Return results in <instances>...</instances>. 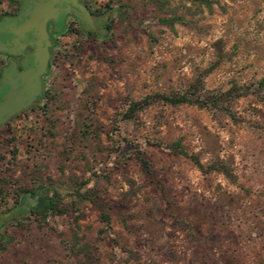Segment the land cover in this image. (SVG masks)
I'll list each match as a JSON object with an SVG mask.
<instances>
[{"label":"rangeland","instance_id":"374dc122","mask_svg":"<svg viewBox=\"0 0 264 264\" xmlns=\"http://www.w3.org/2000/svg\"><path fill=\"white\" fill-rule=\"evenodd\" d=\"M162 1L174 13L149 0H101L106 35L76 50L63 41L43 109L0 130V197L32 205L48 196L68 208L28 219L0 264H264V104L236 101V121L160 104L118 121L129 99L186 89L214 63L219 42L224 60L206 90L262 78L264 0ZM173 16L182 20L172 28L158 21ZM175 142L203 165L223 161L236 183L203 176L167 148ZM81 182L95 203L74 197ZM73 230L97 248L92 261L71 253Z\"/></svg>","mask_w":264,"mask_h":264},{"label":"flooded vegetation","instance_id":"af4514ba","mask_svg":"<svg viewBox=\"0 0 264 264\" xmlns=\"http://www.w3.org/2000/svg\"><path fill=\"white\" fill-rule=\"evenodd\" d=\"M105 6L101 0H0V102L8 93L31 100L30 105L1 124L0 130L11 127L13 122L34 121L25 114L43 109L48 80L58 65L63 41L72 42L74 47L70 49L76 50L79 45L104 37L110 20ZM29 24L31 29L25 30ZM41 24L46 33L42 48L47 55L40 73L35 54L39 41L36 27ZM90 27L93 29L87 30ZM27 85L28 91L24 92ZM14 142L19 144L17 140L11 141ZM26 194L33 199V193ZM26 200L23 196L0 197V262L15 236L22 235L24 223L39 214L40 199L36 198L32 205Z\"/></svg>","mask_w":264,"mask_h":264},{"label":"trees","instance_id":"16d2710c","mask_svg":"<svg viewBox=\"0 0 264 264\" xmlns=\"http://www.w3.org/2000/svg\"><path fill=\"white\" fill-rule=\"evenodd\" d=\"M151 5L156 7L159 11H165V2L162 0H149ZM192 4L205 5L210 7L211 2L209 0H186ZM188 10V9H187ZM165 12H173L174 10H166ZM128 17L126 11L119 13V21L122 22ZM182 17L173 16V18H161L159 23L172 28L173 25L177 22H180ZM110 28V26H109ZM224 60V55L220 42L216 44V60L214 63L207 69L199 71L196 75L194 81L182 91H170L168 93H154L144 97L140 101L127 100L125 103L124 112L119 114V122L131 121L137 116L138 113L145 111L149 107L160 104L163 106H168L172 108L180 106H190L196 107L199 110H206L212 113H222L232 121H236V116L233 111V104L243 98L253 97L256 101L264 104V76L257 81L250 82L244 85H238L233 83L231 87L226 91H208L204 87V79L210 74L214 69H216L221 62ZM50 101L54 102L55 97L51 96ZM85 130H82L80 133L82 136L88 134V129L90 126L83 125ZM168 149L174 155L182 156L188 159L192 165L203 175L207 176L212 173L221 174L225 177L226 180L231 184L236 183V178L232 173V170L227 166L223 161L216 160L210 162L207 165H203L199 157L196 154L189 153L179 142H175L171 145H168ZM121 148H117L115 154L121 155L122 158L124 154H120ZM137 159L143 169H148V162L139 152L135 153ZM119 157V158H120ZM86 185L80 183L77 188H73L74 197H77L79 200H85L90 203H95V195L90 192L83 193L82 187ZM26 194L27 192L24 191ZM32 194L33 192L30 191ZM67 206H62L58 201H54L51 197L45 196L39 201L38 213L40 215H60L67 211ZM106 220V216H103ZM105 223H108L107 221ZM76 225V221H75ZM72 244L70 251L75 256H81L86 261L93 260V254L97 251L96 247H92L90 244L84 243L80 244L81 238L78 236L77 230H73L72 234ZM82 264V263H80Z\"/></svg>","mask_w":264,"mask_h":264},{"label":"water","instance_id":"95a60500","mask_svg":"<svg viewBox=\"0 0 264 264\" xmlns=\"http://www.w3.org/2000/svg\"><path fill=\"white\" fill-rule=\"evenodd\" d=\"M31 24L27 25L25 30L31 29ZM93 27L87 28V30H92ZM36 31L39 32V41L37 43L36 50V62L39 64L38 70L41 73L46 65V50L42 48V41L46 39L45 27L43 24L36 27ZM29 86L24 88V92L28 91ZM27 101V104H25ZM31 100L29 98L22 97V95L16 96L15 93H8L2 102H0V125L6 122L10 117L14 116L28 105H30Z\"/></svg>","mask_w":264,"mask_h":264}]
</instances>
